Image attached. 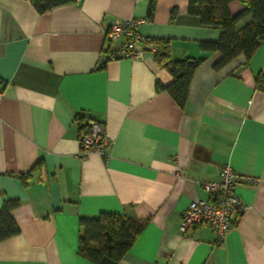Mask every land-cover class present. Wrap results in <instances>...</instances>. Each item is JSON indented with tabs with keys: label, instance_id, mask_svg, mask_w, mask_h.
<instances>
[{
	"label": "crops",
	"instance_id": "obj_1",
	"mask_svg": "<svg viewBox=\"0 0 264 264\" xmlns=\"http://www.w3.org/2000/svg\"><path fill=\"white\" fill-rule=\"evenodd\" d=\"M149 3L77 0L39 13L0 0V208L19 203L0 264H93L77 254L79 218L101 212L145 222L118 264H264V42L215 69L219 52L200 42L217 41L219 28L189 14L188 0H155L151 18ZM138 18L139 56L115 57L125 38L109 40L111 24ZM154 38L169 40L171 60L202 59L184 108L156 88L173 77ZM89 118L104 127L102 155L81 153ZM224 164L244 209L220 242L204 225L181 234V214L209 198L202 183Z\"/></svg>",
	"mask_w": 264,
	"mask_h": 264
},
{
	"label": "trees",
	"instance_id": "obj_2",
	"mask_svg": "<svg viewBox=\"0 0 264 264\" xmlns=\"http://www.w3.org/2000/svg\"><path fill=\"white\" fill-rule=\"evenodd\" d=\"M29 1L42 13L77 0ZM232 1L244 5L238 14L232 15L229 11L228 5ZM154 6L155 0H150L148 18L152 17ZM187 11L198 16L201 24L220 30L217 41L200 42L201 49L219 52L220 58L213 66L215 69L222 68L240 54L249 60L259 44L264 42V0H188ZM247 16L251 20L240 30L237 29L238 22ZM147 43L155 46L156 62L163 65L173 77L167 86L157 83L156 88L165 89L175 102L184 108L193 74L202 59L185 57L171 60L169 40L154 38L147 39ZM109 58L107 56L106 59ZM256 86L264 90L261 76L257 77ZM18 204L15 200H7L0 208V241L19 231L11 214ZM144 223L120 213L101 212L92 217H80L77 254L93 264H118L141 233Z\"/></svg>",
	"mask_w": 264,
	"mask_h": 264
},
{
	"label": "built area",
	"instance_id": "obj_3",
	"mask_svg": "<svg viewBox=\"0 0 264 264\" xmlns=\"http://www.w3.org/2000/svg\"><path fill=\"white\" fill-rule=\"evenodd\" d=\"M146 22V18L130 19L126 22L115 21L111 24L106 36L109 40H117L124 37L121 48L114 53L115 57L135 58L139 52L135 49V43L145 38L139 34V25ZM1 97V91H0ZM85 128L80 136L81 153L86 155L90 152L104 154L108 145L104 127L96 119H87ZM239 176L228 165L224 164L219 170L216 181L202 183L208 199L196 198L189 202L181 214L179 230L186 233L198 225H204L213 232L217 242H220L229 230L233 213H240L244 205L236 193ZM250 180V178H247Z\"/></svg>",
	"mask_w": 264,
	"mask_h": 264
}]
</instances>
